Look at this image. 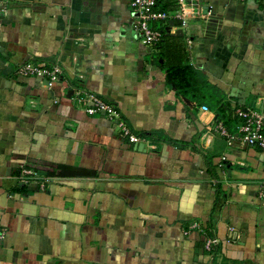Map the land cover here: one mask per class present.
Wrapping results in <instances>:
<instances>
[{"label": "crops", "instance_id": "1", "mask_svg": "<svg viewBox=\"0 0 264 264\" xmlns=\"http://www.w3.org/2000/svg\"><path fill=\"white\" fill-rule=\"evenodd\" d=\"M156 3L187 21L194 99L166 84L168 45L141 44L129 0H0V264H264V155L235 115L264 116V0ZM25 62L57 82L19 76Z\"/></svg>", "mask_w": 264, "mask_h": 264}, {"label": "built area", "instance_id": "2", "mask_svg": "<svg viewBox=\"0 0 264 264\" xmlns=\"http://www.w3.org/2000/svg\"><path fill=\"white\" fill-rule=\"evenodd\" d=\"M131 11L137 18L136 28L139 33L140 42L143 45L149 46L157 44L162 38L164 29L162 31L150 27V23L160 22L167 26L169 20H178L179 27L171 28L174 33L176 30H184L187 26V21L182 16L180 11H174L172 14L156 8V0H129ZM190 43V41H188ZM17 74L21 77H36L44 80L48 87H52L59 77L60 69L58 66H40L31 62H25L18 66ZM76 98L85 104H88L86 109L87 114L104 113L109 118L114 119L115 126L119 131L121 137L127 139L130 143H138L141 138L133 133L128 124L120 118L115 107L103 101L96 95L89 92H82L80 89L74 91ZM201 111L207 112L208 108L201 107ZM235 115L241 119L242 125L239 130L241 133V144L249 147H257L264 155V116L252 109L238 108ZM218 129L222 135H228L227 132L219 126ZM23 176L35 175L29 170L22 171ZM5 230L0 228V239L5 236ZM216 240H211L209 243H214Z\"/></svg>", "mask_w": 264, "mask_h": 264}, {"label": "trees", "instance_id": "3", "mask_svg": "<svg viewBox=\"0 0 264 264\" xmlns=\"http://www.w3.org/2000/svg\"><path fill=\"white\" fill-rule=\"evenodd\" d=\"M165 42L168 45V48L165 51V56L161 55L160 59L164 60V63L168 61L167 64H164V68L166 70L165 81L166 84L176 90L178 95H183L189 98L194 99L195 93L198 91L199 93H203V89L199 86V82H205L204 75L199 71L195 70L187 61L185 56V49L183 47V37L177 35H166L163 33L162 42ZM161 42V43H162ZM214 89V88H213ZM215 90V89H214ZM217 93L221 94L217 89ZM214 91V92H216ZM214 97L212 100H215V93H213ZM196 97V96H195ZM199 96L196 98L198 99ZM219 100V98H218ZM218 100H216L213 106L217 107ZM214 107V108H215ZM218 108L216 112V117L218 118L222 111ZM225 124V122H223ZM139 135L149 136L151 134L140 133ZM30 169H34L36 171H45L46 165L44 164H29L27 166ZM65 172V173H64ZM73 171L66 169L65 167H60L58 174L60 175H70ZM56 173L55 175L58 176ZM49 176L53 174H48Z\"/></svg>", "mask_w": 264, "mask_h": 264}, {"label": "water", "instance_id": "4", "mask_svg": "<svg viewBox=\"0 0 264 264\" xmlns=\"http://www.w3.org/2000/svg\"><path fill=\"white\" fill-rule=\"evenodd\" d=\"M173 26V22L169 21L168 26L165 28V34L166 35H177V36H182V31L179 29L177 31H175L174 33H170V29ZM136 146H138V148H143V144H136Z\"/></svg>", "mask_w": 264, "mask_h": 264}]
</instances>
